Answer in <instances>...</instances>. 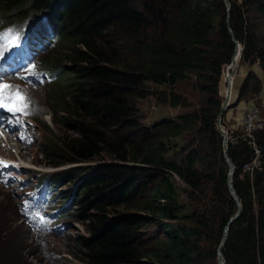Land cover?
Instances as JSON below:
<instances>
[{
    "label": "trees",
    "instance_id": "16d2710c",
    "mask_svg": "<svg viewBox=\"0 0 264 264\" xmlns=\"http://www.w3.org/2000/svg\"><path fill=\"white\" fill-rule=\"evenodd\" d=\"M228 1L226 12L223 0H140V6L134 0H0L5 23L46 11L58 48L71 58L70 70L48 61L62 74L48 98L53 110L66 113L51 118L71 127L58 144L70 155L52 139L43 151L57 165L100 161L86 172L78 196L79 204L91 199L95 209L92 234L78 241L91 264H217L216 246L236 209L215 127L220 68L234 48L226 14L240 60H257L263 72L262 81L245 73L236 101L264 90V0ZM190 73L201 104L143 126L137 98L183 104L172 87ZM46 130L59 138L51 126ZM188 132L193 135L174 140ZM226 145L241 211L221 253L225 264H264V125L251 135L236 132ZM255 148L259 168L243 170ZM84 172L71 170L70 178ZM115 209L118 218L107 221Z\"/></svg>",
    "mask_w": 264,
    "mask_h": 264
},
{
    "label": "rangeland",
    "instance_id": "374dc122",
    "mask_svg": "<svg viewBox=\"0 0 264 264\" xmlns=\"http://www.w3.org/2000/svg\"><path fill=\"white\" fill-rule=\"evenodd\" d=\"M134 1L140 6V0ZM64 51L63 47L58 48L57 45V47L52 48L39 56V64L55 71L53 67L48 66L46 61L47 59H51L54 62L62 63L66 66L67 70H70L69 66L72 61L69 55L64 53ZM238 64L233 72V84L231 87V93L229 91L228 105L223 111L220 120L221 125L227 133L226 139H233L236 132H241V134H243L244 125L247 124V121L243 116L250 117V113H252L253 110L256 111L257 114H260L264 125V102H261L264 100L263 89L257 94H253L251 97L240 99L250 100V105L244 104L243 106H239V100L236 101V94L245 73L248 70L255 74L257 73L260 75V81H262V70L260 69L257 60L249 63L240 60L239 56ZM224 68L225 66L222 64L220 74ZM220 74L218 77L217 93L221 100L224 94L225 84H223L222 81L220 83ZM60 75L62 74L59 73L58 76ZM188 75L189 76L184 80L176 81L172 87L175 91L181 93L184 98L183 104L170 106L168 104L158 103L153 95L137 98V115L143 126L151 125L155 120L162 117H174L178 113L196 109L197 106L201 104L203 95L199 91L198 82L195 80L193 73ZM54 82L46 83L38 88H30V92L35 99L33 102L34 113L32 117L35 126V141L29 145H25L21 142L15 144V142L10 139L12 143L5 142V144L7 143L9 146L0 141V153L8 156H15L20 153L22 156L18 155V161L21 163L20 168L22 170V176L29 180H31L33 176L38 177L39 174L59 172L56 176L59 178L57 191H59L61 204H65L67 200H71V202L58 220L67 223V226L63 231H32L19 221L16 204L17 198L15 195L12 194L11 191L0 187V264H48L45 260H49V264H91L87 261L86 255L83 253L84 247L79 245L78 241L81 236H89L92 234L93 215L91 214L95 212V209L91 208V199H86V201L84 200L79 204L78 196L86 172L90 171L93 166L100 161L83 160L61 162L57 165V163L54 162V158H49L47 154L44 153L43 150L48 139H52L53 143L54 141H57V145H61L59 142L61 136L65 133L66 135L73 133L71 127L62 125L60 121H52V113L53 115H56V113L58 115L66 114L58 113L56 111L57 108L53 110L54 106L48 98V96L53 93L51 85ZM145 84L151 88L169 89V86L155 84L150 80H146ZM46 125L52 127L56 136L59 137L57 140L48 132V130H46ZM192 135V132L184 133L183 135L174 138V140L180 142ZM18 144L19 146H17ZM59 147L61 148V153L68 155L67 151L64 150L65 147ZM35 168H37L36 173L33 175L31 172ZM77 169L80 171L85 170V172L78 177L70 178L71 170L77 171ZM51 176L54 178L53 175ZM115 210L114 213L106 214V216H108L107 221H114L118 218V211L117 209ZM42 255H44L45 260Z\"/></svg>",
    "mask_w": 264,
    "mask_h": 264
},
{
    "label": "water",
    "instance_id": "95a60500",
    "mask_svg": "<svg viewBox=\"0 0 264 264\" xmlns=\"http://www.w3.org/2000/svg\"><path fill=\"white\" fill-rule=\"evenodd\" d=\"M225 5H226V12L228 10V7H229V1L228 0H223ZM225 26L227 27V31H228V34L230 35L231 37V40L233 41L234 43V48L232 50V53L229 57V63H235V57H238L240 56V52H241V45L240 43L235 39V37L233 36V33L232 31L230 30L229 28V25H228V17H227V14H226V18H225ZM239 58V57H238ZM232 68L230 69V73H232ZM229 83L226 82V90L220 100V103H219V107H218V110H217V113H216V116H215V127L218 129V131H220L221 135H222V154L224 156V159L227 163V176H226V186H227V189L232 197V199L234 200L235 204H236V209L233 211V213L228 217V219L226 220L225 224H224V227L222 229V236L216 246V250H215V256H216V263L217 264H225V261H224V257L221 253V249H222V246L225 242V239H226V234H227V228H228V225L236 218L238 217V215L240 214V211H241V205H240V201L238 200L237 198V195L235 193V190L232 186V183H231V173H232V170L234 168V164L231 162L230 159H228V157L226 156V137H227V133L225 132L224 128L222 127L221 123H220V120H221V117H222V114H223V111L226 109L227 105H228V97H229Z\"/></svg>",
    "mask_w": 264,
    "mask_h": 264
},
{
    "label": "snow or ice",
    "instance_id": "6c2138e0",
    "mask_svg": "<svg viewBox=\"0 0 264 264\" xmlns=\"http://www.w3.org/2000/svg\"><path fill=\"white\" fill-rule=\"evenodd\" d=\"M3 53L0 52V58H2ZM34 67V66H33ZM17 101H19V105H17ZM30 107V101L26 97V93L23 89L19 88L16 85H10L7 83H0V110H3L10 115L6 118L7 123H20L19 114H28ZM21 139H27L24 136L20 137ZM30 142V140L28 141ZM9 165L0 160V167H8ZM25 208L27 209V202H25ZM27 214V213H26ZM38 215V214H37ZM39 222L43 224L44 218L39 217Z\"/></svg>",
    "mask_w": 264,
    "mask_h": 264
},
{
    "label": "built area",
    "instance_id": "2783aa9c",
    "mask_svg": "<svg viewBox=\"0 0 264 264\" xmlns=\"http://www.w3.org/2000/svg\"><path fill=\"white\" fill-rule=\"evenodd\" d=\"M245 113V112H244ZM250 117H244L247 121V124L244 125L243 129V134L245 135H250V133L255 129V128H260L263 126V119L261 118L260 114H257L256 111L253 110L252 113H250ZM260 165V159L258 157V149H254V156L252 157L251 160L248 162H245L242 166L243 170L251 171L252 167H257L259 168Z\"/></svg>",
    "mask_w": 264,
    "mask_h": 264
},
{
    "label": "bare ground",
    "instance_id": "6f19581e",
    "mask_svg": "<svg viewBox=\"0 0 264 264\" xmlns=\"http://www.w3.org/2000/svg\"><path fill=\"white\" fill-rule=\"evenodd\" d=\"M239 57V56H238ZM238 57H235V63H228L227 65H226V67H225V72H224V74H223V80H222V82H223V84H225L224 86H225V89H224V92H225V90H226V82H228L229 83V85H230V87H229V91H230V93H231V87H232V84H233V75H234V71H235V69H236V67L239 65L238 64ZM238 64V65H237ZM233 69V71H232V73H230V69ZM230 98H231V95H230ZM223 127V126H222ZM17 146H19V144L17 145ZM14 147V146H13ZM19 148V147H18ZM19 153V152H18ZM19 156H22V155H20V153H19ZM40 249V248H39ZM42 257H43V259L45 260V257H44V255H42ZM48 264H49V260H45Z\"/></svg>",
    "mask_w": 264,
    "mask_h": 264
},
{
    "label": "crops",
    "instance_id": "0c3cea01",
    "mask_svg": "<svg viewBox=\"0 0 264 264\" xmlns=\"http://www.w3.org/2000/svg\"><path fill=\"white\" fill-rule=\"evenodd\" d=\"M261 72H262V71H261ZM256 74H257V73H256ZM262 74H263V72H262ZM257 76L260 77L259 74H257ZM261 102H264V100H262ZM238 104H239V106H243L244 104H245V105H250V104H251V101H250V100H239V101H238Z\"/></svg>",
    "mask_w": 264,
    "mask_h": 264
}]
</instances>
